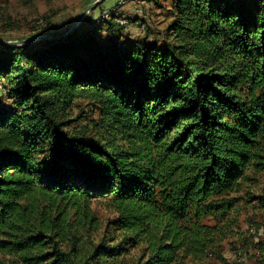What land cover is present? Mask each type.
<instances>
[{
  "label": "trees",
  "instance_id": "1",
  "mask_svg": "<svg viewBox=\"0 0 264 264\" xmlns=\"http://www.w3.org/2000/svg\"><path fill=\"white\" fill-rule=\"evenodd\" d=\"M169 13L160 44L110 9L0 45V264H264V0Z\"/></svg>",
  "mask_w": 264,
  "mask_h": 264
},
{
  "label": "rangeland",
  "instance_id": "2",
  "mask_svg": "<svg viewBox=\"0 0 264 264\" xmlns=\"http://www.w3.org/2000/svg\"><path fill=\"white\" fill-rule=\"evenodd\" d=\"M92 1L0 0V41L20 40L44 33L62 34L67 31L66 29L74 23L82 10ZM104 1L102 0V3ZM121 1L125 2L120 4ZM157 2L158 4L151 0H135V2L131 0H115L114 6L111 8L108 6L104 7L101 3L98 7L96 6L90 10L82 21L87 17V20L93 21L99 15L104 14H98V11L105 9L108 12L111 9V11L114 10V14H117L119 19H123L119 23L125 25L122 26L119 42L128 44L130 41L137 40L142 42L153 41L160 44L164 39V29L171 19L169 13L171 0H157ZM100 6L102 7L100 8ZM120 7L123 8H121V11H119ZM127 7L128 9L125 10ZM118 12L120 15H118ZM49 15L51 17L47 20L46 17ZM121 15H126L128 20ZM43 19L46 22L48 21V27H45L42 23ZM141 23H143L142 26ZM98 35L102 40L110 39V34L107 33L105 28L101 29ZM1 90L0 104L8 106L11 102ZM81 107L85 111L86 118L75 122L73 126L79 125L80 122L88 123L91 118L97 116L96 110L91 107L84 104ZM77 109H74V113L77 112ZM260 185L261 183L258 186ZM255 221L258 224H255L249 232L254 241L259 237H264V220L262 221L260 217H256ZM246 225V223L242 224L243 230H246ZM246 234L249 235L248 232ZM231 241L233 242L229 240L224 242L223 255L229 261L239 258L245 262H250L253 253L252 247L244 246L243 242ZM232 247L236 249H232Z\"/></svg>",
  "mask_w": 264,
  "mask_h": 264
},
{
  "label": "water",
  "instance_id": "3",
  "mask_svg": "<svg viewBox=\"0 0 264 264\" xmlns=\"http://www.w3.org/2000/svg\"><path fill=\"white\" fill-rule=\"evenodd\" d=\"M102 0H93L90 4H88L82 12L78 15L74 23L70 26V28L62 33V34H51V33H44V34H38L32 37L20 39V40H11V41H0V45L2 46H16V45H22L27 44L33 41L41 40V39H58L62 36H65L66 34L73 31L82 21V19L86 16L87 13L90 12L94 7H96L98 4H100Z\"/></svg>",
  "mask_w": 264,
  "mask_h": 264
},
{
  "label": "crops",
  "instance_id": "4",
  "mask_svg": "<svg viewBox=\"0 0 264 264\" xmlns=\"http://www.w3.org/2000/svg\"><path fill=\"white\" fill-rule=\"evenodd\" d=\"M114 1L115 0H105L103 3H102V6H108V7H111V6H113L114 5ZM102 6H100V8L102 7ZM124 8V7H123ZM122 8V9H123ZM121 9V10H122ZM128 9V7L125 9V10H127ZM99 12V11H98Z\"/></svg>",
  "mask_w": 264,
  "mask_h": 264
},
{
  "label": "built area",
  "instance_id": "5",
  "mask_svg": "<svg viewBox=\"0 0 264 264\" xmlns=\"http://www.w3.org/2000/svg\"><path fill=\"white\" fill-rule=\"evenodd\" d=\"M131 1H134V2H135V0H131ZM136 4H138V3H136ZM139 6H140V5H139ZM140 9H141V8H140ZM140 9H139V11H140ZM101 13H105V9H103Z\"/></svg>",
  "mask_w": 264,
  "mask_h": 264
},
{
  "label": "bare ground",
  "instance_id": "6",
  "mask_svg": "<svg viewBox=\"0 0 264 264\" xmlns=\"http://www.w3.org/2000/svg\"><path fill=\"white\" fill-rule=\"evenodd\" d=\"M125 1H121L120 4L124 3ZM114 10H112L113 12ZM123 19L120 20V23L122 22Z\"/></svg>",
  "mask_w": 264,
  "mask_h": 264
}]
</instances>
